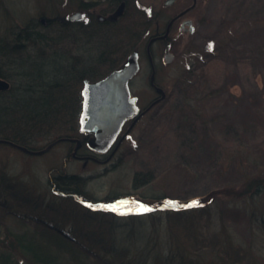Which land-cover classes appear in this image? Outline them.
I'll use <instances>...</instances> for the list:
<instances>
[{"label": "trees", "instance_id": "1", "mask_svg": "<svg viewBox=\"0 0 264 264\" xmlns=\"http://www.w3.org/2000/svg\"><path fill=\"white\" fill-rule=\"evenodd\" d=\"M69 1L78 8L79 0ZM138 2L128 0L123 13L115 15L120 1L107 0L105 10L113 14L105 21L70 20L54 8L21 24L4 18L0 78L10 86L0 90V138L36 150L56 140L81 138L84 80H98L120 66L141 48L151 27L147 6ZM4 5L0 0V17L7 11ZM199 68L181 77L188 91L196 88ZM151 179L150 172L136 171L133 186ZM86 182L85 176L58 172L49 179L52 193L47 196L37 192L36 183L10 175L0 164V264H253V253L235 241L226 224L224 232L203 233L211 202L196 198L192 207L168 208L164 215L130 212L122 220L109 206L118 192L97 199ZM263 188L264 171L238 187L224 188L227 196L248 198L253 204L245 210L223 209L222 218L233 214L258 219L254 202ZM9 216L19 229L8 226ZM164 221L167 233H162Z\"/></svg>", "mask_w": 264, "mask_h": 264}, {"label": "rangeland", "instance_id": "2", "mask_svg": "<svg viewBox=\"0 0 264 264\" xmlns=\"http://www.w3.org/2000/svg\"><path fill=\"white\" fill-rule=\"evenodd\" d=\"M154 2L158 3L156 11L160 10L163 0H139L138 5L149 9ZM189 2L177 0L164 13ZM4 3L7 15L3 12L0 17V32L4 18L21 24L30 17L50 14L52 8L66 15L77 10L69 0ZM187 16L194 20V33L182 35L175 60L158 72L166 97L102 159L72 157L76 145L70 141L59 142L42 154L0 144V164L6 165L10 175L36 183L37 192L47 196L52 193L51 175L85 176L86 189L97 199H109L118 192L119 198L109 206L122 220H127L130 212L164 215L168 208L202 198L206 204L211 202L208 206L212 208L203 233L211 236L226 224L235 241L253 253L251 263L264 264V191L254 202L258 219L221 216L223 209L245 210L247 204H253L248 198L227 196L224 188L238 187L248 176L264 171V0H199ZM145 44L146 40L142 47ZM157 46L161 55L163 49ZM196 66L200 67L195 71L199 80L196 88L188 91L181 77ZM148 72L142 58L141 70L132 81V91L142 105L154 93L147 86ZM140 170L150 172L152 179L135 188L134 175ZM6 222L14 230L20 228L12 216L6 217ZM71 223L65 232L71 231ZM166 227L164 221L162 233H167ZM127 242L135 245L132 240ZM206 254L216 256L210 251Z\"/></svg>", "mask_w": 264, "mask_h": 264}, {"label": "water", "instance_id": "3", "mask_svg": "<svg viewBox=\"0 0 264 264\" xmlns=\"http://www.w3.org/2000/svg\"><path fill=\"white\" fill-rule=\"evenodd\" d=\"M175 0H166L165 4H171ZM82 13L76 12L71 18H79ZM169 27L165 35L168 33ZM151 43L148 46L150 48ZM172 54L169 49L166 51L165 61L172 60ZM140 69L139 53L133 50L129 53L126 60L115 69L111 70L105 76L98 80H84L82 87V111L80 115V128L83 132H91L94 137L88 141V146L96 152L104 153L108 151L117 141L125 122L134 118L130 127L118 139L117 145L128 134L136 120L140 117L138 97L132 94L130 80ZM154 72L152 80H154ZM9 82L0 78V90L7 89ZM162 95L159 99L166 96L162 88H158ZM80 144V140L76 139ZM0 143H7L17 147L30 154H42L52 145L44 149L36 150L15 143L11 140L1 139Z\"/></svg>", "mask_w": 264, "mask_h": 264}, {"label": "flooded vegetation", "instance_id": "4", "mask_svg": "<svg viewBox=\"0 0 264 264\" xmlns=\"http://www.w3.org/2000/svg\"><path fill=\"white\" fill-rule=\"evenodd\" d=\"M90 0H79V6L77 10L71 14H74L76 12L82 13L79 18H71V20H81L83 22H89L93 21V19H97L100 21H105L109 17H111V14L115 15H121L123 13V10L125 9V6L128 2V0H119L120 3L118 4L117 8L114 9L112 13H109V11L105 10L108 7V4L106 3L107 0H93L92 2H89ZM166 0H163V6L160 10L156 11V6L158 3L154 2L149 6L148 9V15H149V21L151 22V27L146 31L145 38L142 40L143 42L146 40L145 48L141 46L139 49H135L139 53V63H140V69L136 73V75L141 70V62L142 58H144L147 61L148 65V84L152 92H154L151 96V98L147 101L146 104L142 105L140 103V97L138 94L134 93L132 91V81L136 77H134L130 80V88L132 91V94L136 95L138 97V105H139V113L141 114L140 117L136 120V122L144 116L147 112H149L154 106L159 104L164 98L159 99L161 97V93L158 92V88H162L165 92V88L162 85V83L158 80V72L160 71L161 67L170 65L176 58V55L178 54L177 46L180 43V39L182 35L185 33L192 34L194 33L196 29V25L194 23L193 18L187 16L188 13L193 10L199 0H191V2L185 4L183 8H179L176 11H171L168 13H164L165 10H168L170 8H173L175 6V3L177 0H175L171 4H165ZM177 26V27H175ZM169 27L168 33L165 35L167 28ZM150 48L148 49L149 44ZM157 45H160L162 47V53L161 55L157 54ZM167 49L170 50L172 54V60L170 62L165 61L166 51ZM154 72V80H152V74ZM167 95V92H166ZM134 118L128 119L120 134H123L125 131L128 130L130 127L132 121ZM135 122V124H136ZM128 124V127L126 125ZM126 127V129H125ZM125 129V130H124ZM132 128L129 130L128 133ZM94 137V134L91 132H84V135L79 138L80 144L76 140H69L71 143H74L76 153L80 154V156H89V158L100 160L102 159V156H104L105 153H99L94 152L89 146L88 141ZM115 148V147H114ZM74 149V150H75ZM114 152V149H113Z\"/></svg>", "mask_w": 264, "mask_h": 264}, {"label": "bare ground", "instance_id": "5", "mask_svg": "<svg viewBox=\"0 0 264 264\" xmlns=\"http://www.w3.org/2000/svg\"><path fill=\"white\" fill-rule=\"evenodd\" d=\"M71 15L72 14H67L66 15V18H68V19H70L71 20ZM8 81V80H7ZM9 82V81H8ZM9 85H10V83H9ZM1 139H3V138H1ZM67 139H69V140H71L70 139V137H68ZM76 140V139H75ZM80 140V139H79ZM77 141V140H76ZM78 142V141H77ZM53 143V145L48 149V150H50L54 145H56L57 143H59V140H56V141H54V142H51L50 144H52ZM0 144H7V143H0ZM50 144H48L47 146H49ZM7 145H10V144H7ZM46 146V147H47ZM45 147V148H46ZM42 149H44V148H42ZM37 150H41V149H37ZM47 150V151H48ZM77 150V148L75 149V151ZM93 150V149H92ZM46 151V152H47ZM94 151V150H93ZM94 152H96V151H94ZM105 153V152H104ZM30 154V153H29ZM109 155H111V154H109ZM72 157H74V158H76V159H83L84 161H88V160H95V159H92V158H89V156H80V154H78V153H76V152H73V154H72ZM119 197H117V198H115L114 199V201L115 200H117ZM113 201V202H114Z\"/></svg>", "mask_w": 264, "mask_h": 264}, {"label": "snow or ice", "instance_id": "6", "mask_svg": "<svg viewBox=\"0 0 264 264\" xmlns=\"http://www.w3.org/2000/svg\"><path fill=\"white\" fill-rule=\"evenodd\" d=\"M198 202L197 201H192L190 204L188 205H184L183 207H192V206H195ZM147 210V209H145Z\"/></svg>", "mask_w": 264, "mask_h": 264}]
</instances>
